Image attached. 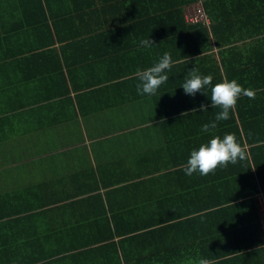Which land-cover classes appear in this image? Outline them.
Masks as SVG:
<instances>
[{
	"label": "crops",
	"instance_id": "crops-1",
	"mask_svg": "<svg viewBox=\"0 0 264 264\" xmlns=\"http://www.w3.org/2000/svg\"><path fill=\"white\" fill-rule=\"evenodd\" d=\"M197 2L206 20L165 13L170 0H0V264H264V0ZM165 52L168 81L138 94L135 72ZM190 68L255 99L202 132L219 109L210 89L184 93ZM228 133L246 159L185 175L191 150ZM142 205L162 235L140 233Z\"/></svg>",
	"mask_w": 264,
	"mask_h": 264
},
{
	"label": "clouds",
	"instance_id": "clouds-1",
	"mask_svg": "<svg viewBox=\"0 0 264 264\" xmlns=\"http://www.w3.org/2000/svg\"><path fill=\"white\" fill-rule=\"evenodd\" d=\"M140 45L145 49H150L155 43L149 39H142ZM172 68L171 55L167 52L150 67L135 72V78L138 80L136 85L138 94L148 96L155 95L157 90L169 79L167 72ZM185 94L195 96L197 93L205 94V89H210V107L217 108L219 111L210 123L202 126L201 131L205 133H214L219 121L229 119L230 110L234 109L237 100L241 96L249 99H255V91L242 87L236 80H223L213 84V77L201 75L197 69L190 68L189 77L181 85ZM208 110L204 103L199 105V111ZM197 109L193 108L192 112ZM187 113H182L186 115ZM247 158V151L237 142L235 134L228 133L222 138L218 135H210V139L201 143L198 148L191 150L184 167L185 175L192 176L199 173L206 176L215 173L217 168L226 167L228 164H236L239 160ZM198 264H209L206 259H200Z\"/></svg>",
	"mask_w": 264,
	"mask_h": 264
},
{
	"label": "trees",
	"instance_id": "trees-1",
	"mask_svg": "<svg viewBox=\"0 0 264 264\" xmlns=\"http://www.w3.org/2000/svg\"><path fill=\"white\" fill-rule=\"evenodd\" d=\"M196 1L197 0H170L171 3L169 6V10H167V12H165V13L174 14V13H176L175 10H178L174 7H179V5H183V4H187V7H189L191 4H194ZM204 1H206V0H204ZM210 17L214 18L211 15H210ZM246 73L248 74L249 80L253 81V76H255L258 73V71L256 69H251V70H246ZM244 87H247V86H244ZM167 201H168L167 199L160 200V203H158L157 205L159 207L165 206V205H167ZM164 202H166V203H164ZM142 207H143L142 211L144 213H139V214L133 215V217L139 218V219L134 220V222L136 223V227L139 228L140 233L144 234L147 237L154 235L155 238L162 235V229H163V225L165 223V221H163L161 219L162 215L151 214L149 212L150 208L148 206L142 205ZM147 212H149V213H147ZM155 216H156V218H155ZM166 218H168V216ZM114 224L117 226L116 221H114ZM144 225L147 227V228H145L147 230L144 229ZM132 238L133 239H141V240L146 239L144 237H139V238L132 237ZM93 243H97V242H93ZM98 243H100V242H98ZM129 243L131 244V246L133 248L143 244L142 242H129ZM155 243H158V242H155ZM179 245L181 248H182V246L183 247L185 246L182 244H172V245L167 246V247H172V249H174V247L178 248ZM189 248H192V246H189ZM243 248L246 249V251L243 252L245 256H257V255L261 254V251L263 250V247L262 248L253 247V248H250L249 250L247 247H243ZM73 249H75L76 252L70 253L69 255L78 257L79 246L75 245V247H73ZM236 249L237 248H234L233 250L236 251ZM60 254L67 255V252H65L63 249H61V246H60ZM223 263H224V261L219 262V264H223ZM60 264H62L61 258H60Z\"/></svg>",
	"mask_w": 264,
	"mask_h": 264
},
{
	"label": "built area",
	"instance_id": "built-area-1",
	"mask_svg": "<svg viewBox=\"0 0 264 264\" xmlns=\"http://www.w3.org/2000/svg\"><path fill=\"white\" fill-rule=\"evenodd\" d=\"M186 18L188 21L199 22L207 19V13L204 12L200 3L197 2L187 7ZM258 203L261 210L264 212V200L261 197H258Z\"/></svg>",
	"mask_w": 264,
	"mask_h": 264
}]
</instances>
